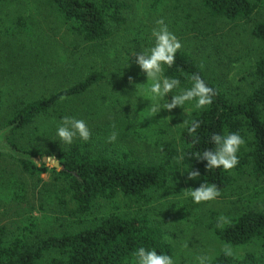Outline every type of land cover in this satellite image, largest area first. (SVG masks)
Instances as JSON below:
<instances>
[{
	"label": "rangeland",
	"instance_id": "374dc122",
	"mask_svg": "<svg viewBox=\"0 0 264 264\" xmlns=\"http://www.w3.org/2000/svg\"><path fill=\"white\" fill-rule=\"evenodd\" d=\"M255 9L248 19L231 21L208 15L202 0H126L124 22L112 25L110 34L89 41L69 30L62 14L50 0H7L0 8V127L7 125L26 103L49 96L98 72L101 78L83 93L64 97L38 114L28 125L10 132L19 150L35 156L67 149L78 143L85 155H114L130 152L141 163H160L167 149L175 147L182 161L181 131L196 111L194 102L171 110L150 112L151 101L130 100L135 83L147 89L146 75L135 63V55L153 44L151 31L163 18L184 50L232 99H240L260 81L255 63L264 57V41L251 33L257 21H264V0H251ZM21 18V22H18ZM129 57H128V55ZM130 58V59H129ZM129 59V65L127 66ZM190 85H180L173 94ZM171 93L166 99L171 101ZM161 100L162 105L167 100ZM64 116L84 119L92 133L84 142L71 145L58 141L56 128ZM13 129V128H12ZM11 129V131H12ZM116 132L115 142L107 137ZM55 161L47 170L30 175L15 158L0 156V233L7 238L25 233L45 238L76 232L97 224L111 213L123 216L146 214L159 224L165 240L173 247L175 264L208 262L230 247L240 264L247 252L262 258L259 241L229 246L217 239L212 227L248 209L264 207V176L256 178L248 167L233 172L228 188L215 200L194 203L189 193L204 181L186 179V165L170 179L166 190H151L143 199L121 194L113 200L98 198L86 219L71 214L74 204L66 184L58 177ZM66 200L61 204L60 200ZM223 218V219H221ZM61 256L57 250L45 252L34 264H48Z\"/></svg>",
	"mask_w": 264,
	"mask_h": 264
},
{
	"label": "trees",
	"instance_id": "16d2710c",
	"mask_svg": "<svg viewBox=\"0 0 264 264\" xmlns=\"http://www.w3.org/2000/svg\"><path fill=\"white\" fill-rule=\"evenodd\" d=\"M7 0H0V8ZM62 14L70 31L94 41L110 34L112 25L124 22L126 0H50ZM211 17H221L231 21L248 19L255 9L251 0H202ZM18 18V22H21ZM251 33L264 41V21L253 24ZM255 72L260 81L240 99H232L213 80L189 53L178 50L171 68L165 66V75L180 79V85L192 86L190 77L199 74L216 95L211 105L192 112L184 125L180 142L182 161L178 160V150L171 146L167 158L160 163H141L130 152L114 155H85L78 143L67 149L50 152L59 162L58 177L66 184L63 191L69 193L74 208L71 214L78 219H86L93 201L98 198L113 200L121 194L126 197L143 199L151 190H166L171 178L179 168L197 169L200 179L215 183L220 192L226 190L233 180V172L248 167L256 178L264 176V57L255 63ZM101 74L91 72L82 80L49 96L24 104L6 124L13 126L11 132L26 125L59 99L80 94L92 87ZM193 119L200 121V128L190 134L188 128ZM238 132L245 140L238 153L239 163L231 170L206 169V161L199 160L192 153L214 148L210 142L213 133L226 135ZM9 143H15L9 138ZM18 149V148H17ZM28 152V151H25ZM30 153V152H29ZM13 156L7 153L1 155ZM35 155L34 153H31ZM16 159V158H15ZM22 170L30 175H39L47 170L45 164L16 159ZM187 173V171H186ZM61 204L66 200L59 199ZM217 239L229 246H243L259 241L264 249V207L248 209L212 227ZM139 247L155 248L158 252L173 254L172 245L165 240L159 224L151 223L146 214L123 216L111 213L90 227L76 232H64L45 238H34L30 234H17L7 238L0 233V264H34L45 252L57 250L61 256L53 257L48 264H136L135 253ZM233 255H225L224 250L214 256L208 264H234ZM262 258L247 252L238 260L240 264H256Z\"/></svg>",
	"mask_w": 264,
	"mask_h": 264
},
{
	"label": "clouds",
	"instance_id": "9594fccd",
	"mask_svg": "<svg viewBox=\"0 0 264 264\" xmlns=\"http://www.w3.org/2000/svg\"><path fill=\"white\" fill-rule=\"evenodd\" d=\"M158 28H153L151 36L153 44L150 48L142 49L135 55V63L139 66L141 72L146 75L147 89L138 88V85L143 83H135L130 77V82L134 84V92L131 96H127L130 100L137 97H143L151 101L150 112L154 115L161 109L171 110L177 106H183L188 102H194L196 110H202L206 105H211L213 97L216 95L214 89L205 83L204 79L199 74H193L190 79L193 82L190 88L181 89L178 94H173L174 90L180 88L181 81L177 77H169L165 75V66L171 68L176 60V53L182 47L180 40L174 32L169 30L168 25L161 18L156 21ZM128 55V54H127ZM129 57V55H128ZM130 59V58H129ZM129 59L127 66L129 65ZM171 93V101L166 99L167 94ZM167 100V103L162 105L161 100ZM187 123V122H186ZM201 126L200 121L193 119L188 128L190 134L196 133ZM117 133L112 132L107 137L108 142H115ZM56 136L58 141L64 145H71L75 139H80L87 142L91 139L92 133L84 119H78L73 116H64L56 128ZM210 142L214 148H205L202 152L192 153L199 160L206 161V169L231 170L239 163L238 153L242 145L245 144L244 138L238 132H230L226 135L213 133ZM46 160L48 157L45 158ZM186 179L195 180L200 177V172L197 169H190L189 166ZM220 189L215 183L204 182L199 187L192 188L187 193L194 203L203 201H212L220 196ZM223 219V218H221ZM225 255H232V249L226 247ZM199 264H207V256L197 257ZM136 264H175L172 256L158 252L155 248L147 249L139 247L135 253Z\"/></svg>",
	"mask_w": 264,
	"mask_h": 264
},
{
	"label": "water",
	"instance_id": "95a60500",
	"mask_svg": "<svg viewBox=\"0 0 264 264\" xmlns=\"http://www.w3.org/2000/svg\"><path fill=\"white\" fill-rule=\"evenodd\" d=\"M18 124V121L15 122L14 124H7L5 126L0 127V152L1 153H7L11 156H13L16 159H24V160H29L32 161L35 164H45V163H50L52 161L54 162V165L58 168H61L59 165V162L56 160L55 156H35L31 153L19 150L15 147H13L8 140V135L11 132V129L13 128L14 125ZM48 157L46 160L45 158Z\"/></svg>",
	"mask_w": 264,
	"mask_h": 264
}]
</instances>
